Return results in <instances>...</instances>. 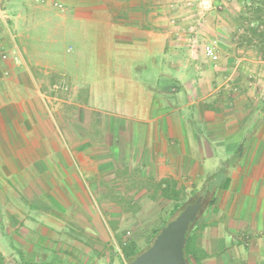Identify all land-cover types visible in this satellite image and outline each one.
<instances>
[{
    "label": "crops",
    "instance_id": "1",
    "mask_svg": "<svg viewBox=\"0 0 264 264\" xmlns=\"http://www.w3.org/2000/svg\"><path fill=\"white\" fill-rule=\"evenodd\" d=\"M259 1L0 0V264H103L50 215L52 191L80 190L75 165L194 191L219 174L233 234L202 249H264V55L241 18Z\"/></svg>",
    "mask_w": 264,
    "mask_h": 264
},
{
    "label": "rangeland",
    "instance_id": "2",
    "mask_svg": "<svg viewBox=\"0 0 264 264\" xmlns=\"http://www.w3.org/2000/svg\"><path fill=\"white\" fill-rule=\"evenodd\" d=\"M63 45L74 47L71 41L63 42ZM76 52L59 56L58 62L62 60L60 65L64 66L67 60L66 64L70 63ZM74 171L78 174L80 190L52 191L51 195L62 205V210L59 205L54 207L53 202L50 215L53 211H62L64 214L65 223L60 233L62 235L60 243L63 246L91 248L93 254L88 257L98 255L103 264H112L113 261L116 264L121 262L130 264L123 255L125 245L135 243L139 251L147 249L165 222L179 215L188 205L196 203L199 199H202L203 207L192 227V232L198 234V244H201V248L208 249L211 243L213 246L225 247L219 237L227 236V233L233 234L231 230L229 231L222 214L214 212L210 200L203 198L202 190H185L184 197L176 202L164 199L161 193H156L159 181L151 176L141 178L140 175L133 174L91 173L82 170L79 165H75ZM50 215L47 216L49 219ZM252 240L245 238L244 244L235 241L234 245H229L232 244L230 239L226 246L230 257L224 264H264V249L254 245ZM53 243L55 244V241ZM76 257L74 263L80 261L79 256ZM218 257L213 251L207 260L191 264H214ZM231 259L234 262H231Z\"/></svg>",
    "mask_w": 264,
    "mask_h": 264
},
{
    "label": "trees",
    "instance_id": "3",
    "mask_svg": "<svg viewBox=\"0 0 264 264\" xmlns=\"http://www.w3.org/2000/svg\"><path fill=\"white\" fill-rule=\"evenodd\" d=\"M120 1L131 2L132 0H120ZM263 4L264 2H258L257 8L251 9V11L247 12V15H243L241 18L243 20V24L246 29L245 32L246 34H248L246 35V37H251V38L259 40V44L257 47L264 55V28L263 30H261V26H264ZM253 22H256L255 27L251 26ZM211 181L214 183V187L213 188L208 187L207 189L202 190L203 191L202 196L204 199L206 198L209 199L210 205L212 207H215V205L217 204V199H216L217 191L215 190V186L217 182H219V174L212 176ZM225 186L227 187V185ZM156 193H161L164 199L175 200L177 202V201H180L182 197H184L185 189H177V182H175L174 180L164 179L158 182ZM182 204L184 203L182 202ZM179 207H177V209ZM181 213L182 212H180L179 215ZM179 215L172 218L170 221L165 222L163 227L159 231H157L156 238L161 233L162 229L166 227L170 222L175 220ZM197 218L195 222L190 226V229L187 234V244L184 249V254H185L187 264H191V262L200 263L201 261H203L204 259L208 257L207 253L204 252V250L198 246V238H199L198 234L195 232L194 233L192 232V227L195 225ZM154 241L147 249L142 250V251L138 250L135 243H131L130 245H125L123 249V255H124L125 260L131 263L136 257H138L140 254H142L146 250H148L153 245Z\"/></svg>",
    "mask_w": 264,
    "mask_h": 264
},
{
    "label": "water",
    "instance_id": "4",
    "mask_svg": "<svg viewBox=\"0 0 264 264\" xmlns=\"http://www.w3.org/2000/svg\"><path fill=\"white\" fill-rule=\"evenodd\" d=\"M202 207V199L188 205L175 220L162 229L153 245L130 264H187L184 254L187 234Z\"/></svg>",
    "mask_w": 264,
    "mask_h": 264
},
{
    "label": "built area",
    "instance_id": "5",
    "mask_svg": "<svg viewBox=\"0 0 264 264\" xmlns=\"http://www.w3.org/2000/svg\"><path fill=\"white\" fill-rule=\"evenodd\" d=\"M37 2H39L40 4H45L47 2V0H37ZM53 5L57 9H59L61 11H64L65 10V6H64L62 0H53ZM188 5L191 6L192 3L189 2ZM205 53L213 61H218L219 55H218V52L216 51V49L214 47H212V46H206L205 47ZM55 89L56 90L62 89V90L68 91L69 90V87L67 85V82L65 80H63V82L61 84H57L56 85Z\"/></svg>",
    "mask_w": 264,
    "mask_h": 264
}]
</instances>
